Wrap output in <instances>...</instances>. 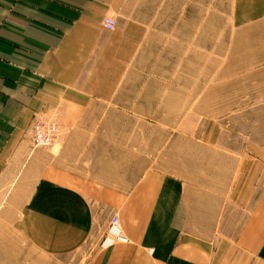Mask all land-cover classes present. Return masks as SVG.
Here are the masks:
<instances>
[{
	"label": "crops",
	"instance_id": "obj_1",
	"mask_svg": "<svg viewBox=\"0 0 264 264\" xmlns=\"http://www.w3.org/2000/svg\"><path fill=\"white\" fill-rule=\"evenodd\" d=\"M138 5L0 0V264L86 246L84 264H264L261 160L203 139L169 149L167 167L147 153L144 110L153 125L175 122L161 115L165 91L124 81L143 35ZM191 10L185 0L184 19ZM230 14L236 29L264 25V0H231ZM46 119L57 139L33 149ZM114 216L124 240L109 245Z\"/></svg>",
	"mask_w": 264,
	"mask_h": 264
},
{
	"label": "rangeland",
	"instance_id": "obj_2",
	"mask_svg": "<svg viewBox=\"0 0 264 264\" xmlns=\"http://www.w3.org/2000/svg\"><path fill=\"white\" fill-rule=\"evenodd\" d=\"M138 2L136 19L143 35L124 81L165 91L157 94L169 105L161 115L169 113L175 122L153 125L156 110H144L147 153H161L162 167H167L169 149L179 153L185 139H203L215 149L264 163V25L234 28L231 0H192L190 19L182 16L185 0ZM186 24L192 29L185 30ZM91 253L86 246L48 264H84ZM38 263L34 255L33 264Z\"/></svg>",
	"mask_w": 264,
	"mask_h": 264
},
{
	"label": "built area",
	"instance_id": "obj_3",
	"mask_svg": "<svg viewBox=\"0 0 264 264\" xmlns=\"http://www.w3.org/2000/svg\"><path fill=\"white\" fill-rule=\"evenodd\" d=\"M104 29L111 31L115 27V22L112 19H105L103 22ZM58 136V124L55 119L38 120L33 124L32 127V143L34 149L40 147H48L55 141ZM124 238L121 234L119 227V221L116 216L112 217L109 221L106 238L103 243L109 245L123 241Z\"/></svg>",
	"mask_w": 264,
	"mask_h": 264
}]
</instances>
